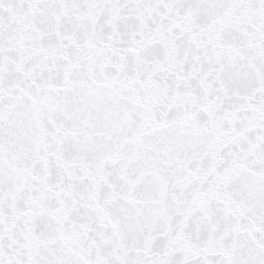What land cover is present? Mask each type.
<instances>
[{
	"label": "snow or ice",
	"instance_id": "obj_1",
	"mask_svg": "<svg viewBox=\"0 0 264 264\" xmlns=\"http://www.w3.org/2000/svg\"><path fill=\"white\" fill-rule=\"evenodd\" d=\"M0 264H264V0H0Z\"/></svg>",
	"mask_w": 264,
	"mask_h": 264
}]
</instances>
